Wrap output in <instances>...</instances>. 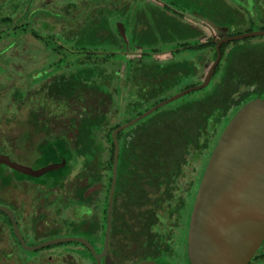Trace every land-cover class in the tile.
Instances as JSON below:
<instances>
[{
  "label": "trees",
  "instance_id": "trees-1",
  "mask_svg": "<svg viewBox=\"0 0 264 264\" xmlns=\"http://www.w3.org/2000/svg\"><path fill=\"white\" fill-rule=\"evenodd\" d=\"M95 27L94 23L89 22L75 38L71 36L70 39L73 43L69 45L68 50L65 49L64 51L62 47L59 49L50 48L51 53L58 58V64L63 62V72L55 78L47 80L44 84V80H40L39 82H42L43 85L41 89L33 93V99L31 97L30 99L28 94L20 99H30L34 104L31 111L33 132L42 134L32 145H28L29 149L34 152V161L37 167L52 162H60L63 158L65 164L61 168L50 170L39 177L26 175L0 164V196L1 193L15 186L20 180L31 181L39 187L44 186L49 192L55 188L63 189V193L55 194L53 199H47L48 204L55 205L58 198H61L64 201V206L55 207L57 210L72 207L76 212L75 219L66 220L63 218V224L68 222L74 230L82 233V236L90 242L99 243L100 245L96 246V249L99 250L104 236L107 194L111 180L114 147L110 135L111 131L120 123L140 114L151 105L172 94L169 92L167 95L156 96L162 90L171 86L172 91L181 79L192 78L191 75L196 74H194V63L188 62V60L179 63L167 62L162 67L153 60L138 67L131 66L132 70L143 73V75L150 73L162 75L160 80L163 86H158L154 94L151 95V98H155L148 107L136 112L123 122H117V120L111 122L104 109L114 102V94L118 90V86L114 87L113 83L128 84L129 78H115L117 74L116 61L108 62L113 54L99 56L96 52H92L100 48L96 46ZM119 40L121 41L120 38ZM105 46L100 49H118L114 46ZM192 50H196L197 59L200 62L205 55L203 45L194 47ZM237 60L239 59L234 56L220 61L210 80V82L213 81L211 90L202 98L188 103V106L186 104L181 107L177 111L179 116L171 114L164 117L158 116L146 125L142 124L144 120H141L117 133L120 149L111 212L110 245L115 235H124V238L129 235V207H131L132 202L137 200L138 197H134L136 193L145 192V190L141 191V185L159 186L175 183V178L181 173L182 167L188 161L187 155L191 154L192 151L199 153H196L199 156L208 148L206 150L207 161L220 133L232 117L231 115L245 102L256 97L254 96L256 91H252L250 88L241 91L242 85L249 86L253 83L252 79L241 75L240 68L233 67V62ZM106 62L107 64H105ZM127 72L129 73V66ZM200 81L201 77L198 73L194 82L185 87ZM112 89L114 94L111 92ZM18 94L13 93V96H10L13 98ZM13 99L15 100V98ZM53 103H58L56 108L47 109ZM74 103L77 104L78 111L75 114H70V105ZM116 105V107L122 106L117 101ZM126 108H129V103ZM185 115L191 118L190 124L192 125L189 133L180 139H176L170 131H163L164 120L171 119L170 116L177 120L185 119ZM55 118L62 124L59 123L60 125L54 127L53 120ZM63 118L65 119L64 123L62 122ZM198 120L201 123V128L197 127ZM105 152L107 153L106 157H104ZM79 163L80 166L74 176L68 179ZM203 170L204 167L198 177V183ZM196 172L198 173V169ZM90 187L92 189L89 190ZM77 206L88 207V214L78 215L80 217L76 218ZM0 213L4 215L6 225L10 229L14 242L19 247V242L10 227L9 218L4 212L0 211ZM34 216L37 223L39 215ZM57 228L59 227H55L53 230ZM34 233L44 234V231H37L35 226ZM55 236L34 235L37 242ZM67 243H72L73 246H82L77 241L65 242V244ZM62 244L49 245L43 248L50 249ZM113 250L117 256L127 257L129 255V251L127 252L119 246H113ZM87 252L90 254L88 250Z\"/></svg>",
  "mask_w": 264,
  "mask_h": 264
},
{
  "label": "flooded vegetation",
  "instance_id": "flooded-vegetation-1",
  "mask_svg": "<svg viewBox=\"0 0 264 264\" xmlns=\"http://www.w3.org/2000/svg\"><path fill=\"white\" fill-rule=\"evenodd\" d=\"M27 1L29 4H26ZM218 1L222 6V11L219 12L220 19L215 18L216 15L214 16L216 7L212 0L207 3V12L198 7L196 0H0V71L3 73L6 69L5 64L10 65L8 62L16 59L18 67H23L21 65L23 62L30 63L29 70L31 69L33 72L38 66L48 61V57L51 55L50 48L59 49L62 47L64 51L68 50L69 45L73 43L70 37L75 38L90 22L96 25V46L101 48L106 43L105 47L118 48L113 50L99 48L92 51L99 56L113 54L108 62L116 61L117 74L115 78L128 79L138 74L143 75V73L132 70V67L148 64L152 60L157 63L161 62L163 65L167 62L179 63L188 60V62L194 63V74L197 75L202 71L203 64L207 62V53H211L212 60L215 58V40L223 37L216 38L212 29H209L206 24H200L199 14L225 28L224 36L242 33L237 31L241 30L242 26H244L243 32L252 31L253 27L250 25L255 23L254 20L257 17L264 18V0ZM17 12L19 14L13 18L12 15ZM38 12L42 14H38ZM117 23L123 25L126 40L119 33ZM260 29H264V26L262 25L256 30ZM41 31L46 32V39L38 35ZM236 40H227L220 45L221 56L217 65L228 57L236 56L229 47L231 42ZM199 45H203L206 55L200 62L197 59L196 50H192ZM42 51L46 53V57L42 64L37 65L38 54ZM186 52L190 53V57L184 54ZM57 61L56 57L49 67V73L41 80H51L63 72V62L58 64ZM121 62L123 64L120 68ZM128 66L129 73L127 72ZM120 69L122 75L119 74ZM196 75L191 76L195 79ZM17 77L19 78V76ZM37 84L38 81L35 80L34 84L25 88L23 94L32 95L37 90ZM246 88L255 91L257 87L242 85L241 91ZM14 93H19L16 86ZM254 94H256L254 96H258V92ZM33 106L34 104L30 106L29 111L31 123H33L31 117ZM31 125L33 126V124ZM33 133V128L21 132L24 136L23 139L31 141L34 137ZM34 142H29V146ZM25 143L28 145V142ZM2 149L0 153L6 154ZM196 170L197 166L195 170L193 167L186 170L182 167L181 173L175 178L173 184L141 185V191L145 190V192L136 193L134 197L140 199L137 198L129 207V235L126 238L124 235H115L111 245L109 235L107 252L112 264L122 263L126 260L129 261V264H192L189 253V222L199 185L195 179L197 177ZM184 171L187 178L181 180L180 176ZM20 181L29 182L28 180ZM4 204L8 206V204ZM13 207L16 208L14 204ZM10 208L12 209V207ZM12 210L14 212V209ZM83 215L87 214L80 216ZM0 221L5 224V219H0ZM90 243L97 253L102 250L103 240L99 250L96 249V246L100 245L99 243ZM14 246L6 254L15 255L12 253L18 246L16 243ZM113 246H119L127 252L129 251V255L127 257L115 255ZM81 247L90 252L83 244L82 246L69 247L68 250L57 249L58 253L63 255L62 264H67L66 257H64L66 255L68 258L76 256L77 259L86 262L84 257L78 255ZM19 248L24 251L20 244ZM90 254L93 259L90 264L94 262L97 264L93 254L91 252ZM100 264H108L105 256L100 258ZM245 264H264V238Z\"/></svg>",
  "mask_w": 264,
  "mask_h": 264
},
{
  "label": "rangeland",
  "instance_id": "rangeland-1",
  "mask_svg": "<svg viewBox=\"0 0 264 264\" xmlns=\"http://www.w3.org/2000/svg\"><path fill=\"white\" fill-rule=\"evenodd\" d=\"M208 1L209 0H196V3H198L199 8L203 9L204 12H207ZM218 2V0H212V3H214V6L216 7L214 8V16L216 15L215 18L220 19L219 12L222 11V6ZM26 4H29L28 1ZM18 14L19 12H17L15 15H12L14 16L13 18H16ZM38 14L42 13L38 12ZM254 22L255 23L250 25L253 27V30L259 29L260 26L262 27V25L264 26V18L260 19L257 17ZM240 29L241 30L237 31L243 32L244 26L240 27ZM38 35L41 36V38H47L46 32L41 31ZM214 36L217 38L221 35H217L215 33ZM5 43L7 44V42ZM38 47L40 49V46ZM229 47L236 54V58L239 59L236 62H233V67L240 68L242 72L241 75H243L245 78L252 79L253 84L251 86H254V88L257 87L255 89V91L258 92L257 97L264 98V35L232 41ZM50 54V56L48 57V61H46L44 64H42V61H44L46 53L42 51L38 54L37 65H42L38 66L37 69L33 72L31 69L29 70L30 63L23 62L21 63L23 67H18L16 59H12L11 62H8L10 63V65L5 64L6 69L3 71V73L2 71H0V148H3V152L8 154L12 160L31 166L33 168H37V164L34 161V152L29 149L28 145L30 144L29 142H34L35 139H39L42 134L39 132H34L32 141L30 139H23L24 136L23 134H21V132L26 131V129L33 128L29 118L30 106H32L30 99L33 97V94L28 95L29 98L31 97L28 100L20 99L22 98V96H24L23 92L25 91V88L34 84L35 80L39 82L43 77L47 76V74L49 73V67L56 58L54 54ZM184 54L190 57L189 52H186ZM211 60V53H207V62L203 64L202 71L200 72L201 78L206 73ZM122 64L123 62H121V66H119L120 68L122 67ZM158 64L160 67L163 66V63L161 62H159ZM119 74L122 75L121 69L119 70ZM17 76H19V78ZM161 76H158V73H150L148 75L138 74L135 77L129 78L128 84L121 82L113 83L114 87L118 86V90L115 91V94L114 90H111L112 94H114L115 96V99H113L114 102L111 103L108 107L106 106V108L104 109V111L107 112L110 121L115 122L117 120V122H123L126 119L132 117L136 112L148 107L155 98H151V95L154 94L158 86H163L162 81L160 80ZM46 81L47 80H44L43 84ZM192 82H194L193 78L181 79L180 83L177 84V86L172 89V91L170 86L168 89L162 90L161 93L157 94L156 96L167 95L169 92H172L173 94L179 91L178 88L185 87ZM43 84L42 82H39L37 84V90L41 89V86ZM212 84L213 81L208 83L203 88L192 90L184 94L183 96L166 103L165 105L155 109V112L153 111L152 113L141 118L135 123L144 120L143 123H141L146 125L149 122L151 123L158 116L164 117L168 114L179 116L180 114L177 111L181 107H184L186 104L188 106V103L193 102V100L196 101L207 95L212 88ZM15 86L19 94L13 97L15 98L14 100L12 96ZM176 89L177 91H175ZM116 101L119 103V105L122 106L116 107ZM128 103L129 108H126ZM57 105L58 103H53L51 104V107L47 109H55ZM77 108L78 106L76 103L71 104L69 113L75 114L78 111ZM170 117L171 119L164 120L163 122L164 132L170 131V133L176 139H180L186 133H189V129L191 128L192 124H190L191 118L188 115H185V119L182 118L180 120H177L173 116ZM67 121L68 120L66 118V123ZM53 122L55 123L54 127H56V125L62 124L61 121L56 118L53 120ZM62 122H65L64 118ZM168 123H171V125H168ZM182 123L183 126H181ZM200 126L201 123L198 120L197 127ZM178 130H180V132H178ZM200 131L204 133L202 130ZM29 136H31V134H29ZM25 142H28V145ZM26 149L28 150L26 151ZM196 153V151H192L191 154L187 155L188 162L183 166V168L186 170L192 169L193 167V169L195 170L197 166L198 173L197 177L195 178L197 183L200 172L203 167L205 168V165L207 163V154L203 151L202 154L198 156L197 154L199 153ZM106 154L107 153L105 152L104 157H106ZM79 166L80 163L76 165V168H74L68 179H71L74 176ZM180 178L181 180L187 178V174H185V171L183 175L180 176ZM90 189H92V187H90L89 190ZM60 192L63 193V189L55 188L52 192H49L44 186L39 187V185H34L30 181H20L15 186L8 188L6 191L1 193L0 204L8 203V206L10 205V207L14 209V214L17 219L18 225L28 245H32L37 242L34 235H82V233L74 230L71 225L68 224V222L63 224L62 220L64 219H75L76 212L72 209V207L57 210V208L55 207L64 206V201H62L61 198H58L55 205L48 204L47 199H53L56 195H59ZM13 204L16 206V208L13 207ZM77 210V217H79L78 215L88 214V207L77 206ZM34 215H39L37 223L35 221ZM0 219H5L2 213H0ZM6 224V220L5 224L0 221V264H62L63 255H60L57 249L68 250L67 248L73 246L72 243H63L61 246L53 247L54 249L43 248L33 251H22L18 247L12 253H15V255L7 256L8 254L6 253L10 252L12 248L15 247V243L14 238L10 233V229H8V226ZM35 225L37 227V231L42 230V232L44 231V234L34 233ZM55 227L59 228L53 230V228ZM78 255L84 257L87 261L85 262L77 259L76 256L68 258V256L66 255L64 256L66 257V263L90 264L93 262L92 257L82 247L79 249ZM117 264H129V261L126 260L122 263Z\"/></svg>",
  "mask_w": 264,
  "mask_h": 264
},
{
  "label": "water",
  "instance_id": "water-1",
  "mask_svg": "<svg viewBox=\"0 0 264 264\" xmlns=\"http://www.w3.org/2000/svg\"><path fill=\"white\" fill-rule=\"evenodd\" d=\"M200 24H206L214 34L215 58L200 83L181 89L156 102L111 131L113 155L111 180L107 194L106 224L102 250L97 253L82 236H56L28 245L17 224L13 210L0 204V211L10 220V226L21 248L33 251L52 244L77 241L85 245L100 264L105 256L108 264V239L111 230L113 195L117 179L119 141L117 133L129 127L155 109L184 94L205 87L213 74L221 52L220 45L227 40L264 35V29L224 36L225 28L198 15ZM119 33L126 40L123 25L117 23ZM0 164L18 172L39 177L50 170L61 168L65 159L33 168L13 161L0 153ZM264 238V98L255 97L240 106L228 120L211 150L203 170L189 222V253L192 264H245Z\"/></svg>",
  "mask_w": 264,
  "mask_h": 264
}]
</instances>
